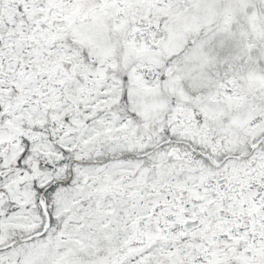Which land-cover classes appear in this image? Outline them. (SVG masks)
Segmentation results:
<instances>
[{"label": "snow or ice", "instance_id": "snow-or-ice-1", "mask_svg": "<svg viewBox=\"0 0 264 264\" xmlns=\"http://www.w3.org/2000/svg\"><path fill=\"white\" fill-rule=\"evenodd\" d=\"M0 264H264V0H0Z\"/></svg>", "mask_w": 264, "mask_h": 264}]
</instances>
